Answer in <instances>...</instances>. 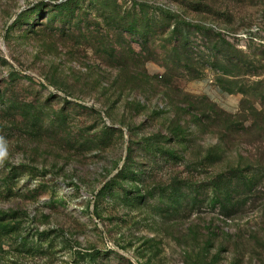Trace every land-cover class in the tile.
I'll return each mask as SVG.
<instances>
[{"label":"rangeland","instance_id":"1","mask_svg":"<svg viewBox=\"0 0 264 264\" xmlns=\"http://www.w3.org/2000/svg\"><path fill=\"white\" fill-rule=\"evenodd\" d=\"M0 264H264V0H0Z\"/></svg>","mask_w":264,"mask_h":264},{"label":"trees","instance_id":"2","mask_svg":"<svg viewBox=\"0 0 264 264\" xmlns=\"http://www.w3.org/2000/svg\"><path fill=\"white\" fill-rule=\"evenodd\" d=\"M186 59H188L187 58V56H186V58H185V60ZM229 62V64H231L232 63V61H228ZM232 77H234V76H236V74H230ZM198 75H195V77L194 78H196ZM217 85L219 86V88L222 90V91H229V89L227 88V86L222 82V81H218L217 82ZM230 91H232V90H230ZM237 92H240L241 94H242V98H241V100H240V102H239V110H238V113L236 114V116H238L239 114H241V113H243L244 112V110H245V106L243 105V102L245 101V92L241 89V88H238L237 90H236ZM216 187V186H215ZM226 195H227V193H225Z\"/></svg>","mask_w":264,"mask_h":264},{"label":"crops","instance_id":"3","mask_svg":"<svg viewBox=\"0 0 264 264\" xmlns=\"http://www.w3.org/2000/svg\"><path fill=\"white\" fill-rule=\"evenodd\" d=\"M218 91H220V89H219ZM209 98H210V99L212 98V97H211V95H210V97H209ZM212 100H213V99H212ZM215 102H216V101H215Z\"/></svg>","mask_w":264,"mask_h":264}]
</instances>
